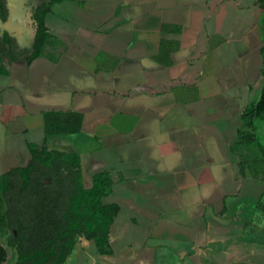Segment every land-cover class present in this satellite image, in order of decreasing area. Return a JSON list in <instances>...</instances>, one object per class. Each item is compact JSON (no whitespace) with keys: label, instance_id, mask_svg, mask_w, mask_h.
I'll list each match as a JSON object with an SVG mask.
<instances>
[{"label":"crops","instance_id":"0c3cea01","mask_svg":"<svg viewBox=\"0 0 264 264\" xmlns=\"http://www.w3.org/2000/svg\"><path fill=\"white\" fill-rule=\"evenodd\" d=\"M263 15L264 0H64L42 55L5 58L0 153L32 143L78 154L86 188L113 180L109 245L83 239L61 264H264V180L230 149L264 88Z\"/></svg>","mask_w":264,"mask_h":264},{"label":"trees","instance_id":"16d2710c","mask_svg":"<svg viewBox=\"0 0 264 264\" xmlns=\"http://www.w3.org/2000/svg\"><path fill=\"white\" fill-rule=\"evenodd\" d=\"M62 1L64 0H50L49 4L39 12V34L33 57L42 55L50 44L52 36L47 32L44 17L50 11L52 4ZM261 28L263 46L260 74L264 79V15L261 19ZM5 31L0 28V74L8 73L5 55H9L10 48L3 49L1 44V33ZM12 60L14 56L10 54L9 61ZM241 119L242 125L238 128L237 137L230 149L240 157L239 166L243 175L248 169L254 178L264 180V145L256 132L255 124L256 120H264V88L251 103L244 106ZM27 147L31 156L30 164L13 168L11 172L0 175V198L12 191L10 180L13 173L19 178L18 189L21 194H28L33 185V175L39 165L54 174L64 173L63 179L67 183L68 196L67 230L58 232L56 238L49 240L47 232H40L37 229L40 226L39 221H34L31 227L36 229H32L28 236L29 247L17 253V264H61L71 255L80 237L94 242L99 251L104 252L105 247L109 245L111 226L120 210L119 205L107 201L113 184L109 172L94 174L91 186L86 188L81 176V160L78 154L49 150L47 147L37 148L32 143H28ZM35 185L37 189H41V182L36 181ZM258 207L264 210V203H259ZM38 209L37 212H42L45 208L42 207L39 211ZM1 219L0 216V229ZM7 256L5 247L0 243V264L7 260Z\"/></svg>","mask_w":264,"mask_h":264},{"label":"flooded vegetation","instance_id":"af4514ba","mask_svg":"<svg viewBox=\"0 0 264 264\" xmlns=\"http://www.w3.org/2000/svg\"><path fill=\"white\" fill-rule=\"evenodd\" d=\"M2 18L3 21H6V15ZM4 34L7 35L8 31H5ZM6 48H10L9 55L14 53L13 38L10 39ZM29 164L30 162L26 165ZM12 169L6 171L11 172ZM63 176L64 173L54 174L51 170L39 165L33 175V185L28 194H21L18 189L19 178L16 174H12L10 180L12 191L7 196L0 198V216L2 218L1 229L10 233L8 245L14 249L16 256L18 252L29 247L27 246L30 243L28 236L32 229H36L31 227L34 221H39L40 226L37 229L40 232H47L49 240L53 237L56 238L58 232L67 230L68 196L67 183ZM36 181L41 182V189H37ZM42 207L45 208L44 211ZM37 208H39L38 211L42 209V212H37ZM83 239L80 237L79 242ZM17 263L18 259L14 264Z\"/></svg>","mask_w":264,"mask_h":264},{"label":"rangeland","instance_id":"374dc122","mask_svg":"<svg viewBox=\"0 0 264 264\" xmlns=\"http://www.w3.org/2000/svg\"><path fill=\"white\" fill-rule=\"evenodd\" d=\"M49 1L50 0H0V19L3 21L2 14L5 13L6 21L3 22H8L9 24V29L6 30L8 34L5 35L4 32L1 33V44L3 49H5L9 43L7 40L10 41V39L13 38L14 55L26 61L34 56L36 41L39 34L38 15L39 12L49 4ZM8 7L10 9H8ZM5 8H7V10H2ZM11 13H17L14 21H9ZM5 23H1L0 25L2 31L6 28ZM8 56L9 55H5V58L9 60ZM256 97L257 96H255V98ZM256 132L261 138V142L264 143L263 123L258 124ZM30 160L31 156L24 147L15 148V150L10 149L8 152L3 151V153H0V175L7 172V169L25 166ZM9 236L10 233L7 230L0 229V243L6 248L8 254L7 260L3 264H14L17 259L14 249L8 245Z\"/></svg>","mask_w":264,"mask_h":264},{"label":"water","instance_id":"95a60500","mask_svg":"<svg viewBox=\"0 0 264 264\" xmlns=\"http://www.w3.org/2000/svg\"><path fill=\"white\" fill-rule=\"evenodd\" d=\"M1 23H3V21L0 19V25H1Z\"/></svg>","mask_w":264,"mask_h":264}]
</instances>
